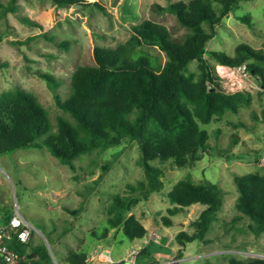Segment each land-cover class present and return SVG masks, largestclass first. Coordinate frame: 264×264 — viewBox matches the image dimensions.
Masks as SVG:
<instances>
[{
    "label": "rangeland",
    "instance_id": "374dc122",
    "mask_svg": "<svg viewBox=\"0 0 264 264\" xmlns=\"http://www.w3.org/2000/svg\"><path fill=\"white\" fill-rule=\"evenodd\" d=\"M175 1L74 0L60 5L54 0H15L16 10L8 9L0 17V95L16 87L33 92L48 109L57 130L60 115L73 120L58 104L57 96L65 100L70 95L72 75L78 66L96 64L97 46L117 47L128 42L135 34L134 26L147 19L166 25L176 37L188 31L174 13L156 6ZM10 4L11 0H0V11ZM245 15L251 17L252 26L240 18ZM24 17L34 23L25 22ZM240 43L264 50V0L244 1L224 17L208 49L233 55ZM145 47L160 61L167 60L159 46ZM189 68L198 71V61H192ZM217 72L228 91H250L251 102L237 113L227 111L222 119L202 125L210 133V146L200 152L201 158L185 167L176 166L172 159L152 162L163 170L164 188L148 199L137 192L138 201L131 210L149 228L144 238L131 241L122 230L115 229L109 235L112 240L96 238L92 233L103 229L114 196L131 193L129 184L138 186L145 179L136 140L124 139L107 149L81 154L73 165L63 163L47 147L20 148L0 155V209L12 214L17 203L34 225V236L26 247L28 252L37 250L40 259L46 255L39 264H70L67 257L75 250L88 253L86 264H107L92 259L100 249L111 248L121 260L143 244L148 246L146 253L141 252L136 264H229L230 255L249 258L264 254V233L254 236L248 217L233 220L239 213L234 176L264 171V89L253 75L243 79L221 64ZM42 73L59 80L55 91ZM186 178L219 184L225 199L218 221L206 235L210 240L188 243L184 248L175 238L177 233L193 232V221L206 206L197 203L185 208L174 216L172 226L164 225L162 218L171 206L168 193L177 181ZM162 235L168 237L160 249L166 250V259L156 263L159 255L154 250ZM207 252L219 255L209 256Z\"/></svg>",
    "mask_w": 264,
    "mask_h": 264
},
{
    "label": "trees",
    "instance_id": "16d2710c",
    "mask_svg": "<svg viewBox=\"0 0 264 264\" xmlns=\"http://www.w3.org/2000/svg\"><path fill=\"white\" fill-rule=\"evenodd\" d=\"M54 1L66 5L74 0ZM244 1L248 0H178L167 6L156 4L158 10L174 13L188 31L176 37L166 25L147 19L134 26L135 34L128 42L117 47L97 46L96 64L78 66L72 75L70 95L65 100L57 96L58 104L73 118L60 115L57 130L53 129L48 109L33 92L23 87L3 92L0 95V155L20 148L47 147L63 163L73 165L81 154L107 149L124 139L136 140L145 179L138 186L129 184L131 193L114 196L107 207L109 216L103 229L92 233L96 238L106 239L115 229L122 230L131 241L144 238L148 229L131 210L138 201L137 192L148 199L164 188L163 170L152 162L172 159L176 166L185 167L201 158L200 152L210 146V133L202 125L222 119L227 111L237 113L251 102L250 91L231 92L223 86L217 65L247 64L250 74L264 89V50L247 43L238 44L233 55L221 49H208L210 40L217 35V26ZM14 2L3 5L0 17L8 9L16 10ZM240 18L253 25L250 16ZM23 19L34 23L27 17ZM146 45L159 46L166 52L167 60L160 61ZM195 60L198 71L189 68ZM41 76L55 91L59 80L49 73ZM234 180L239 192L236 199L239 213L233 220L248 217L250 231L263 234L264 171L236 174ZM168 197L171 206L162 218L166 226H172L174 216L186 207L197 203L206 206L193 221L194 231H179L175 237L177 242L182 247L197 240L208 242L206 235L219 219L224 205V188L214 182L186 178L174 184ZM0 212L6 221L11 217L7 210L0 209ZM11 245L28 254L24 264H39L47 258L45 255L40 259L37 250L28 252L27 244L15 241ZM157 245L159 250L154 252L159 259L155 262L161 263L166 259L163 256L166 250H160L165 245L160 242ZM147 247L141 250L143 254ZM67 260L70 264H86L88 253L75 250ZM229 264H264V257L230 255Z\"/></svg>",
    "mask_w": 264,
    "mask_h": 264
},
{
    "label": "built area",
    "instance_id": "2783aa9c",
    "mask_svg": "<svg viewBox=\"0 0 264 264\" xmlns=\"http://www.w3.org/2000/svg\"><path fill=\"white\" fill-rule=\"evenodd\" d=\"M223 66L229 70H233L234 73L243 79L248 78L249 75H251L247 64H242L236 67L228 65ZM34 233V225L22 214L21 208L17 203L14 205L9 220H4V216L2 212H0V264H24V262L28 260V254H22L11 244L15 241L22 245L29 244ZM144 246L145 244L141 245L140 248H133L123 259H125L126 262H130V264H136L137 257ZM247 254L249 255V253ZM258 255L263 256L262 254L249 256ZM95 258L107 264H112L118 260L115 257L113 250L109 247L100 249L92 259Z\"/></svg>",
    "mask_w": 264,
    "mask_h": 264
},
{
    "label": "water",
    "instance_id": "95a60500",
    "mask_svg": "<svg viewBox=\"0 0 264 264\" xmlns=\"http://www.w3.org/2000/svg\"><path fill=\"white\" fill-rule=\"evenodd\" d=\"M168 241V237L166 235H162V238H161V243L162 244H166ZM264 256V255H263ZM126 260L125 259H121V260H117L115 262H113L112 264H126Z\"/></svg>",
    "mask_w": 264,
    "mask_h": 264
},
{
    "label": "crops",
    "instance_id": "0c3cea01",
    "mask_svg": "<svg viewBox=\"0 0 264 264\" xmlns=\"http://www.w3.org/2000/svg\"><path fill=\"white\" fill-rule=\"evenodd\" d=\"M263 165H264V164H263ZM193 205H194V204H193ZM191 206H192V205H191ZM188 207H190V206H188ZM188 207H186V208H188ZM203 209H204V208H202L201 211H202ZM201 211H200V212H201ZM199 214H200V213H199ZM217 221H218V220H216L215 222H217ZM215 222H214V223H215ZM146 227H147V226H146ZM147 229L149 230L148 227H147ZM253 235L256 236V234H253ZM169 240H170V239H169ZM197 241H202V240H197ZM151 242H153V240H151ZM151 242H150V243H151ZM194 242H195V241H194ZM150 243H149V244H150ZM190 243H192V242H190ZM184 248H185V247H184ZM140 253H141V252H140ZM140 253H139V255H140ZM206 254H208L209 256H212V255L218 256V255H219V253H217V252H216V253L207 252ZM139 255H138V258H139ZM208 255H206V256L203 255V256L207 257ZM138 258H137V262H138ZM228 263H229V261H228Z\"/></svg>",
    "mask_w": 264,
    "mask_h": 264
},
{
    "label": "clouds",
    "instance_id": "9594fccd",
    "mask_svg": "<svg viewBox=\"0 0 264 264\" xmlns=\"http://www.w3.org/2000/svg\"><path fill=\"white\" fill-rule=\"evenodd\" d=\"M262 255H264V254H262Z\"/></svg>",
    "mask_w": 264,
    "mask_h": 264
}]
</instances>
